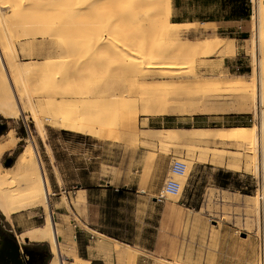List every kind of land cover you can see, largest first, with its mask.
Masks as SVG:
<instances>
[{
    "label": "rangeland",
    "instance_id": "1",
    "mask_svg": "<svg viewBox=\"0 0 264 264\" xmlns=\"http://www.w3.org/2000/svg\"><path fill=\"white\" fill-rule=\"evenodd\" d=\"M244 3L248 6L249 16L239 27L238 23L223 21L233 18L229 14ZM252 4L251 0H170L169 19L181 23L179 37L182 41L229 37L232 38L235 48L231 55L198 56L194 62L177 69L180 75L186 78L193 69L201 76L221 81H230L241 76L247 81L255 76L252 67L256 59L261 58V54H252L251 41H254L255 34L264 30V25H260L255 31L251 30ZM199 20L219 22L202 24ZM39 40L37 38L34 51L42 47L38 44ZM19 42L18 48L26 40L21 39ZM258 42L264 45V38ZM37 59L41 61L42 57ZM260 73L264 75V69ZM169 79L151 76L144 82L145 79L134 81L132 77L130 81L118 83V89L123 84L126 89L144 95L150 92L147 86L153 85L154 81L157 84ZM39 101L40 97L35 98L36 103ZM226 101L227 105L240 106L236 102V96H231ZM69 103L72 106L77 101L71 100ZM220 105L213 103V106ZM40 114L45 133L58 154L60 170L67 179L83 177L86 181L82 184L87 185L108 181L109 187H123L128 192H147L128 193L119 200L110 198L111 203H108L103 190L107 187L92 186V189L102 190H94L88 204L84 192L75 182H53L46 157L48 141L46 136L44 140L39 137L30 113L26 111L11 117L0 114V142L6 139L7 132L16 140L15 146L0 154V170L4 172L7 168L4 165L6 158H12L11 166L20 149L33 140L42 160L44 173L47 178L51 176L50 181L48 179L49 206L53 219L61 230L58 240L64 249L75 248L73 258L66 259L64 264H91L93 260L99 261V264H122L117 260L113 248L108 249L112 247L113 240L97 233L95 227L118 233L126 240L139 244L140 247L126 243L136 252L135 264H264V220L259 218L262 216L258 210L259 204L257 205L260 178L264 174L258 175L254 164L258 149L257 139L253 142L158 140V136L162 134L161 129L165 127H204L215 130L237 125L250 126L258 123L254 115L245 112L194 114L224 117L209 118L203 122L179 117L180 121L173 125H161L156 121L160 115L143 116L138 113L137 118L130 121L123 130L119 127L116 129L113 139H105L76 131L56 137L54 131H62L60 125L57 122L50 125L49 120L44 117L50 111L43 110ZM146 134L152 137H145ZM83 140L87 145H82ZM68 156L76 159L69 161ZM83 158L91 161L88 166L89 173L75 174L79 170L74 168V164ZM175 159L186 164L183 175L173 176L180 183L179 192L166 195L162 203L153 204L150 195L154 197L161 191L171 175L170 167ZM234 162L238 163V168H234ZM189 178L193 180L192 187L187 183ZM262 190L264 193V187ZM189 191L193 198L185 200ZM108 204L114 207L110 212L104 211ZM43 217L40 207L14 212L10 219L0 212V238L1 235L10 234V240L17 241L20 245L23 260L28 257L22 252L23 246L28 250L36 247L44 251L48 255L38 264H49L52 254L47 242L30 241L26 238L19 242L20 234L28 228L42 224ZM158 218L161 219L160 227ZM79 234H82V240L79 239ZM87 259L90 261L87 262Z\"/></svg>",
    "mask_w": 264,
    "mask_h": 264
},
{
    "label": "bare ground",
    "instance_id": "2",
    "mask_svg": "<svg viewBox=\"0 0 264 264\" xmlns=\"http://www.w3.org/2000/svg\"><path fill=\"white\" fill-rule=\"evenodd\" d=\"M251 2L250 25L255 31L264 25V0ZM169 9L170 0H0V114L11 117L29 112L44 140L46 133L40 118L43 110L50 111L44 116L50 125L57 122L61 129L105 139H113L116 129L123 130L138 113H251L258 119L257 124L215 130L165 127L158 140L257 139L254 164L257 174H264V75L260 73L264 69V45L258 42L264 38V30L251 41L252 54H261L252 67V78L246 81L242 76H233L230 81H221L201 76L193 69L189 71L190 77L185 78L177 71L179 67L194 62L198 56L231 55L234 42L219 36L182 41L181 23L169 19ZM37 38L42 47L34 51ZM21 39L26 42L18 44V48ZM151 76L170 79L157 84L154 81L147 86L150 92L144 95L126 89L123 84L118 89V83L132 77L134 81L146 82ZM231 96H236L240 106L227 105L226 99ZM38 97L41 101L36 103ZM71 100L77 103L69 106ZM214 102L221 105L213 106ZM5 136L0 142V154L16 144L11 133ZM47 155L53 157L50 149ZM234 163V168H238V163ZM263 187L261 176L257 205L262 216L259 218L264 220ZM49 195L42 160L30 140L11 166L4 172L0 170V212L10 219L14 212L40 207L44 214L42 224L23 231L19 242L23 238L45 241L52 254L49 264H64L66 259L73 258L75 248L64 249L58 240L61 230L53 219ZM112 240L117 260L135 264L134 248Z\"/></svg>",
    "mask_w": 264,
    "mask_h": 264
},
{
    "label": "crops",
    "instance_id": "3",
    "mask_svg": "<svg viewBox=\"0 0 264 264\" xmlns=\"http://www.w3.org/2000/svg\"><path fill=\"white\" fill-rule=\"evenodd\" d=\"M174 9H172V11H173ZM246 18H242V17H237V18H235V17H233V18H228V19H226V20H223V21H225V22H228V23H231L232 22V24L234 23H238V27L240 26V24H241V22H243L244 20H245ZM219 21H217V20H199V23H202V24H216V23H218ZM245 32V31H244ZM241 37V36H240ZM212 117H209V116H206V115H190V116H188V115H184V116H161V117H158V120H156L158 123H160L161 125L162 124H164V123H166L167 125L168 124H172L173 125V123H176V122H179L180 121V119H179V117L180 118H186V119H189V120H191V121H193V122H203V121H208L209 120V118H212V119H218V118H221V119H223V117H224V115H220V116H217V115H211ZM205 119V120H204ZM62 130H65V129H62ZM52 133V132H51ZM54 134L56 135V137H58V136H63V134H67V133H65V132H63V131H60V132H56V131H54ZM46 139H47V144H48V146H49V149H50V151L52 152V155H53V157H52V159H50L49 157H48V155L46 154V157H47V163L49 164V166H50V172H51V176L53 177V182H55V183H58L59 181H61V182H64V181H68V182H75L77 185V187H79L83 192H84V196H85V198H86V201H87V203L89 204V201H88V199L90 198V197H92V192L94 191V190H102V189H92V186H95V187H108L109 185V182L108 181H104V183H101V182H98V183H95V184H90V185H87V184H82V182H85L86 181V178H83V177H80V178H77V179H67L66 178V176H65V174L64 173H62L61 172V170H60V166L58 165V159H57V157H58V154L56 153V150L54 149V146L53 145H51V143H50V140H49V138H48V134H46ZM64 142H66V140H63ZM79 144H81V143H79ZM82 145H87L86 144V142H85V140H83V142H82ZM76 159V157H69L68 156V160L69 161H72V160H75ZM89 162H91V161H86L84 158H83V160H80L79 162H76V164H74L75 165V169H78L79 171L78 172H76L75 174H83V175H86L87 173H89V171H88V166H89ZM54 168H55V170H56V172H55V170H54ZM51 176H48V179H49V181H50V177ZM187 183L192 187V183H193V180L192 179H188L187 180ZM187 184V185H188ZM59 186V185H58ZM113 189L112 190H108L107 188H105V189H103L104 191H105V195H106V198H112V197H114L115 196V194H113L114 192H113V190L115 191V190H119L120 192H122V196H118V197H125V196H127V194L128 193H140V194H145V193H147L145 190H133V191H131V192H128L127 190H124L123 189V187H112ZM189 190H191V188L189 189ZM82 194V193H81ZM150 198L152 199L151 200V202L153 203V204H156L157 202L156 201H154L153 199H154V197H153V195H150ZM192 198H193V194L192 193H190V191H189V193H187V196H186V198H185V200H192ZM108 203H110L109 202V200H108ZM112 208H114L113 206H111V205H109L108 204V206H106L105 208H104V211H107V212H110V210L112 209ZM87 209H89V207H87ZM88 217H89V219H90V212H89V210H88ZM160 218H158V223H159V227H160ZM154 228H156V226H154ZM29 229V228H28ZM89 229H91L92 230V228H89ZM94 230L97 232V233H99V234H101V235H103L104 234V236H106V237H108V238H110V239H116V240H118V241H121V242H125V243H128V244H130V245H133V246H138V247H140V245L139 244H137L136 242H130V241H128V240H126L124 237H122L121 235H119L118 233H114V232H112V231H108V230H106V229H103V228H98V227H95L94 228ZM88 232V231H87ZM79 239H83V237H82V234H79ZM108 249H112V247L111 248H108ZM88 260V259H87ZM88 261H90V260H88Z\"/></svg>",
    "mask_w": 264,
    "mask_h": 264
},
{
    "label": "water",
    "instance_id": "4",
    "mask_svg": "<svg viewBox=\"0 0 264 264\" xmlns=\"http://www.w3.org/2000/svg\"><path fill=\"white\" fill-rule=\"evenodd\" d=\"M2 129V126L0 124V131ZM12 161V158H6L4 161V165L5 166H10V163ZM1 240H0V264H28V257L30 256V252L29 250L23 246L22 247V252L26 253V255L28 256L25 260H23L21 254H20V250L19 247L20 245L17 243V241H11V235L8 234L7 236L1 235ZM3 240H5L6 245L9 246L11 248L10 251H6L7 256L3 257L2 256V249H1V245Z\"/></svg>",
    "mask_w": 264,
    "mask_h": 264
},
{
    "label": "built area",
    "instance_id": "5",
    "mask_svg": "<svg viewBox=\"0 0 264 264\" xmlns=\"http://www.w3.org/2000/svg\"><path fill=\"white\" fill-rule=\"evenodd\" d=\"M186 170V164L178 159H175L171 163L170 177L165 181L161 191L154 196V201L162 203L165 200L166 195H175L179 192L180 183L173 176L183 175Z\"/></svg>",
    "mask_w": 264,
    "mask_h": 264
},
{
    "label": "trees",
    "instance_id": "6",
    "mask_svg": "<svg viewBox=\"0 0 264 264\" xmlns=\"http://www.w3.org/2000/svg\"><path fill=\"white\" fill-rule=\"evenodd\" d=\"M229 16H234L235 18H237V17L247 18L249 16L247 4L244 3L243 5L239 6L238 8L233 9L232 12L229 14ZM62 131L65 132V133L70 132L68 130H62ZM107 189L108 190H112L113 188L108 186ZM113 192H114L113 194H115V196L112 197V198H115V199L119 200L120 198L124 197V196L123 197H118V196H122V192H120L119 190H115V191L113 190ZM108 200H110V198ZM109 202L111 203V201H109ZM47 255L48 254L45 255V259H46ZM91 264H99V261L93 260L91 262Z\"/></svg>",
    "mask_w": 264,
    "mask_h": 264
},
{
    "label": "flooded vegetation",
    "instance_id": "7",
    "mask_svg": "<svg viewBox=\"0 0 264 264\" xmlns=\"http://www.w3.org/2000/svg\"><path fill=\"white\" fill-rule=\"evenodd\" d=\"M2 238H0L1 240ZM1 249H2V256L6 257L7 253L6 251H10L11 248L9 246L6 245L5 240H3L2 245H1ZM30 252V256H29V261L28 264H38V262H43L45 260V252L36 248V247H31L29 249Z\"/></svg>",
    "mask_w": 264,
    "mask_h": 264
}]
</instances>
